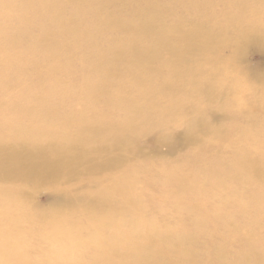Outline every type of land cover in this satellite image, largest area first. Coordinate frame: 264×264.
I'll list each match as a JSON object with an SVG mask.
<instances>
[{
  "label": "bare ground",
  "instance_id": "1",
  "mask_svg": "<svg viewBox=\"0 0 264 264\" xmlns=\"http://www.w3.org/2000/svg\"><path fill=\"white\" fill-rule=\"evenodd\" d=\"M99 1L104 6L113 3L120 12L110 14L118 23L116 31L133 26L136 37L141 29L150 33V26L155 21L164 23L160 33H150L149 42L139 40L143 46L149 45L154 59L161 60L157 70L166 71L163 59L173 57L174 75L165 84L173 94L168 98L158 96L165 105L157 111L145 107L149 111L139 127H148L159 137L184 120H173V115L197 111L203 116L209 110L200 105L201 99L222 95L233 104L235 114L245 125L232 121L230 128L219 126L209 131L204 119L192 120L195 125L190 133L202 132L204 137L194 143L193 149L186 153L188 157L177 161L175 167L161 165L163 175H158L154 165L145 167L151 178L144 182L133 179L134 173L139 172L136 168L132 169L131 175L117 173L109 179L78 180V173L93 172L91 161L80 170L76 169L84 146L96 143L98 138L87 137L84 132L97 134V131H110L120 124L125 134L116 137L113 145H106L104 139H100L101 145L95 146L92 152H97L101 159L94 163L96 169L104 167L106 149L120 152L117 158L114 157L118 164L127 160L128 156L123 155L124 146L135 143L136 125L130 113L137 115L143 108L140 103L145 104L148 98L147 91L140 86L143 80L128 76L118 80L120 67L112 60L103 66L96 62L78 65L75 45L72 46V58L63 57L70 43L58 40L57 31L50 28L33 35L36 41L55 40L51 43L53 47L45 55L43 53L41 67L37 64V57L31 54L35 49L32 47L28 48L31 52L28 57H14L12 60V33L8 29L12 28L9 21L16 15V5L12 0H0V53L5 55L0 59V68L8 72V75L0 76V178L7 182L12 180V188L0 187V264H79L108 259L112 240L105 223L113 220L119 225L132 210H137L140 220L148 225L141 230L154 231L156 236L149 241L151 245L156 241L163 247L159 255L176 257L177 254V264H199L201 261L205 264H258L261 256L254 250L264 247V226L260 224L264 222V71L250 75L241 72L244 69L240 63L246 44L264 48V0ZM28 3L33 8L38 5L35 0ZM89 5V0L85 1L66 19L71 25L69 29L81 31L75 35L79 45L83 49L91 47L86 50V59L92 61L98 52L112 51L116 52L117 59L124 58L126 53L134 56L126 61L129 66L140 63L138 47L129 43V36L118 37L123 43L116 46L111 41L102 45L93 42L97 39L96 34L104 33L106 28L96 30L95 16L88 14ZM20 16L29 17L25 13ZM224 49L229 51L227 55L223 54ZM187 66L186 72L181 73V69ZM93 69L96 75L92 74ZM43 71L50 75V80L38 85L35 80H40ZM113 80H116L112 88L116 90V96H112V91L102 90L105 83ZM22 81V86L13 88ZM88 84L91 91L86 95L81 90L82 85ZM74 89L79 93L75 102L62 107L60 104L49 105L52 95H62ZM112 97L119 102L126 97L133 101L117 115L97 108L96 104ZM66 112L70 114H62ZM71 126L75 128L68 132ZM218 128L226 130L225 135L220 136ZM12 129H19V133L12 137ZM67 132L73 136L71 145L64 142ZM22 153L27 154L26 159ZM242 175L249 178L241 181ZM33 179L35 188L44 184L49 191L69 199V211L57 215L31 213L25 184L30 186ZM226 179L232 180L233 184L225 185ZM157 185H173L174 188L156 194L154 188ZM255 189L257 193H253ZM241 193H249V196L239 197ZM154 199L161 204L160 209L154 210L158 215H162L164 206L171 208L173 217H181L179 205L183 202L187 203L188 209L199 207L200 212L190 227L179 229L173 224L162 225L143 215H148V205ZM210 204L214 205L211 210L207 209ZM116 209L120 215L114 218L112 212ZM84 212L87 213L85 218L79 216ZM226 216L231 218L230 221H223ZM88 222L91 226L86 225ZM175 228L189 240V245L200 246L199 254L194 255L189 245L185 249L175 246L176 239H170ZM93 229L100 231L99 235H92ZM141 230L132 229L118 235L127 243L124 255L130 261L142 256L141 244L134 240ZM216 238L219 241L214 243ZM34 240L49 243L44 249ZM67 240L71 245L66 244ZM77 251L85 257L81 258ZM251 254L258 255L257 259H252Z\"/></svg>",
  "mask_w": 264,
  "mask_h": 264
},
{
  "label": "rangeland",
  "instance_id": "2",
  "mask_svg": "<svg viewBox=\"0 0 264 264\" xmlns=\"http://www.w3.org/2000/svg\"><path fill=\"white\" fill-rule=\"evenodd\" d=\"M4 2H7L8 0H3ZM26 1V2H25ZM31 0H12V4L16 5L14 8L16 15L12 17L11 21H9L10 24H12V28H9L8 31L12 33V60L14 57H28L30 55V51L28 48L32 47L35 48L34 51L31 53L35 57H37V64L41 67L43 64V58L42 55L47 50L50 49V47H53L55 40L54 39H39L36 41L33 38V35L44 30L47 28L54 29L57 31L56 37L60 41H69L70 46L69 48L63 53V57L65 58H72V46L75 45L74 48L78 49V65H81L82 63H91L93 65L95 62L98 65L103 66V64H107L109 61L115 62L119 67V75L118 80L125 79L124 77H131L132 79H135L137 77L141 78L143 80V84H140L142 89L147 91L148 98H146V102L140 103L142 109L139 110L137 115L130 113V115L134 117L133 121L135 122L136 127L134 128L135 131V143L130 144L126 143L124 146L125 149H123V155L128 156L127 160L124 163L118 164L117 163V156H119V153H116V150L112 149H106L104 150L105 154L107 155V163L104 164V167H99L96 169V166L94 161H99L101 157L97 155L96 153H93L92 151L95 149V146H100V139H104L106 145H113L115 141H113L116 137L120 136L123 137L125 134V131L122 130L121 125L119 124V127L113 128V130L110 131H97V134L95 133H85L84 134L87 137H98L96 138L97 141L94 144H86L84 146V151L81 152L80 163L77 166L76 170H80L83 166H86L90 163L94 169L93 172L84 173L80 172L78 173L77 179L85 182H89L95 178H102V179H109L114 177L115 175H118L117 173H120L122 175H131L132 169L136 168L139 172L136 174L134 173L133 179H138L141 181H147L151 178V173L148 170H145V167L149 165H154L157 168L158 175H163L164 170L161 168V165H167L170 168H173L176 166L177 161L180 159H185L188 157L186 155L188 150H192L194 147V143H196L200 138H203L204 135L202 132H192V126L195 125L192 120H195L196 118H202L204 119L205 126L209 131H212L216 127L223 126L226 128H230V122H236L238 121L240 125L244 126V122L240 121V118L235 114V108L232 103L229 102L227 97L225 95H222L220 97H207L202 98L200 105L202 107H207L209 110L208 113H205L203 116H199L197 114V111H193L190 113H176L172 116L173 120H182L179 124L174 126L172 129L168 130L166 134H161L159 137H157V132L152 131L148 127H139L140 122L142 119H144L146 115V111L149 110L145 107L150 106L149 108L151 110L157 111L158 109H161L165 104L163 101L159 100L158 96L163 95V97L168 98L173 93L165 88L166 81H168V78L174 75V62L173 57L170 56L165 57L163 61L165 62V70L166 71H160L158 69V65L160 64V59H154L153 56L150 53L149 45L143 46V43L141 41H148L149 38L152 36L150 33H158L160 30H162V27L164 23L163 21H155L151 26V32H145V30H140L137 32V36L134 37V31L135 29L132 27H124L121 30L116 31L115 26H118L117 22H114L112 20V15L120 14L116 10V7L113 3L109 5H103L100 3L99 0H89V6H88V14L90 16H95V26L96 30L102 29L105 27L106 31L104 33H98L97 39L95 38L93 42H97L98 44L102 45V43H108L111 41L113 46H116L117 43L121 44L122 41L118 40V37L125 38L126 36L130 37L129 43L137 45L138 47V56H140V63L136 64L135 66H129L127 65V60L134 58V56H131L129 53H126L124 58L119 57L117 59L116 52L109 51L105 53V51L98 52L99 54L91 59L92 61H89L86 59L85 55L86 50H90L91 47H88V49H83L81 45H79L78 40L75 39V35L79 34L81 31L78 29L71 30L69 29L71 25H68V20H66L69 15L77 12L82 5H84L85 1L88 0H35L38 5H35V7H31L28 2ZM102 8V11H101ZM150 10H156L155 8H151ZM2 13V9H0V16ZM21 13H25L29 15L28 18L24 19L20 15ZM2 22V19L0 17V23ZM127 22H130L128 19ZM65 24V25H64ZM90 23H87L89 25ZM85 25V23H84ZM5 28H3L4 34H8V32H5ZM111 30H115V32H112ZM160 33V32H159ZM51 34V33H50ZM52 35V34H51ZM87 38L90 40L89 35H86ZM147 36V37H146ZM141 39V41L139 40ZM91 41V40H90ZM109 44V43H108ZM24 46H27L25 48ZM8 50V46L4 47ZM229 51L227 49L223 50V54L227 55ZM128 54V55H127ZM4 57L5 55L0 53V59ZM61 58L62 55H60ZM143 56V57H142ZM92 57H94L92 55ZM91 57V58H92ZM8 58V57H6ZM163 58V56H162ZM170 58V59H167ZM64 59V58H63ZM142 64L150 65L147 67H144ZM241 66L244 70L241 72L254 75L259 74L264 71V48L257 47L256 45L252 44H246L244 47V52L241 55ZM142 65V66H141ZM93 67V66H91ZM189 67H183L181 69V73L186 72V70ZM101 70L99 69V72ZM94 75H96V72L92 71ZM33 73H35V70H33ZM8 75V72L0 68V76ZM92 74L88 73L89 77H92ZM43 75H46V78L43 77ZM40 80H35L36 84H46L50 80V75L46 73V71H43L41 73V76L39 77ZM107 79V76H106ZM148 79V80H146ZM17 80V79H16ZM108 81V80H107ZM106 81V82H107ZM23 82H18L16 86H22ZM2 83L0 82V85ZM116 84V80L110 81L105 83L102 90L106 91H112V96H116V90H112ZM82 92L88 95V93L91 91L88 85H82ZM94 90V88H93ZM78 91L74 89L73 91L68 90L64 94H55L52 95L49 100V105H57L60 104L62 106L70 105L72 102H75L78 99ZM133 100L130 97L123 98L121 102L117 101L116 97H112V99H109L107 102L101 101L97 106V108L101 111H103L101 108L110 110L112 114L117 115L119 110L123 107H128V104H131ZM94 102V101H92ZM54 103V104H52ZM187 105V102H186ZM65 109L66 108H62ZM146 109V110H145ZM69 115V112L62 113ZM46 118H49L45 116ZM144 117V118H143ZM13 121V120H12ZM102 128V126L100 125ZM74 126H71L68 129V132H72L74 130ZM105 128V124H104ZM161 128V127H160ZM157 128L156 130L160 129ZM220 132L221 135H225L226 130L217 129ZM67 132L66 137L64 138L66 141H64L66 144L71 145L73 143L72 135ZM204 132V131H203ZM19 133V129H12V137L17 135ZM62 133V132H61ZM186 136V137H185ZM188 136V137H187ZM191 136V138L189 137ZM158 138V139H157ZM162 140V141H159ZM19 151V150H18ZM22 149H20V152ZM121 151V150H120ZM125 152V153H124ZM116 153V154H115ZM24 155V159H26L27 154L22 153ZM116 157V158H114ZM113 166V167H112ZM9 172L8 170H6ZM129 176H126L128 178ZM241 181H246L249 177L248 175H242ZM76 179V180H77ZM11 182H7L3 178H0V187L1 188H12V180H9ZM34 179L31 182V185L25 184L27 187V190L25 192V196H27L30 199V205H31V213H52L54 215L59 214L62 211H69L70 203L69 199L64 198L63 196L59 197L58 193L49 191L45 185H40L38 188H35L34 186ZM76 182V181H75ZM70 184L69 182L67 185ZM225 185H231L233 184V181L230 179H226L224 181ZM174 188L173 185H157L154 188V191L156 194L163 193L167 191L168 189ZM138 192V189H137ZM258 190H253V193H257ZM115 199L117 198V194H113ZM239 197H247L249 196V193L246 195L244 193H241L238 195ZM18 201V199H16ZM29 201V200H28ZM158 200L154 199L151 201L150 206L148 205V215L143 214L145 217H148L149 221L154 220L158 221L162 225L167 224H173V226H179L181 228L190 227L193 222L194 218L199 214L200 212L199 207H194L191 209L187 208V203H181L179 205L180 210H182V216L181 217H173L171 213L170 207H164L162 215H158L154 212L156 209H160L161 204L157 203ZM0 205L2 206V203L0 202ZM214 207L213 204H210L207 206V209L211 210ZM41 211V212H40ZM139 212L137 210H132L128 214L125 215L124 221H122L121 224L117 225L113 220L107 221L106 227L110 233L112 244L108 247V259L103 260H90L91 262L86 263H79V264H177L176 263V257L171 256L170 254H164L159 255V252H163V247L158 243L154 242L153 245H151L149 239H154L153 236H156L154 234V231L151 229V231L148 229V231L141 230L144 225L148 226L146 223L142 222L140 218L138 217ZM120 215V211L117 209L112 212V217H117ZM79 216L82 218H85L87 216V213H79ZM251 217L250 215H248ZM230 217L226 216L224 217L223 221H230ZM253 218H251V221ZM251 223V222H250ZM264 222L261 221L260 224ZM86 225L91 226V222L86 223ZM90 228V227H89ZM132 229H138L141 230L137 234V236L134 237V240L140 245V254L142 255L138 259H133V261L128 260V257L125 256L127 243H124L121 241V236L127 232H130ZM176 229V228H175ZM179 229H176L175 233L170 234V239H176L175 246L179 247L180 249H185L189 245V240L187 238H184L182 235L179 234ZM90 230H92L90 228ZM260 230H258L259 232ZM264 231V229H263ZM100 231L94 230L92 231V235L96 234L99 235ZM114 233V235H113ZM56 240V239H54ZM219 241L218 238L214 240V243H217ZM146 242L149 243L148 246H146ZM34 243L36 245L41 246L45 249V246L49 241H38L34 240ZM66 244H70V242L67 240ZM234 246H236L234 244ZM190 250L194 253V255L199 254L200 246H191L189 245ZM256 248V247H255ZM254 252L261 256L260 260L257 261L258 264H264V247H258L254 250ZM177 253V251H175ZM77 254L84 258L85 255L81 251H77ZM255 254H251V258L254 257L257 259V256ZM188 257L192 258L191 256L187 255ZM181 260V259H180ZM189 260V259H188ZM184 259L182 260V262ZM199 264H205V261H201Z\"/></svg>",
  "mask_w": 264,
  "mask_h": 264
}]
</instances>
